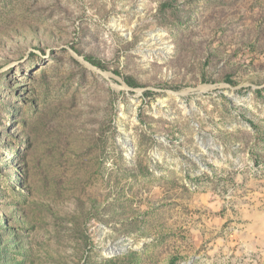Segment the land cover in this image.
<instances>
[{
	"label": "rangeland",
	"instance_id": "rangeland-1",
	"mask_svg": "<svg viewBox=\"0 0 264 264\" xmlns=\"http://www.w3.org/2000/svg\"><path fill=\"white\" fill-rule=\"evenodd\" d=\"M0 264H264V0H0Z\"/></svg>",
	"mask_w": 264,
	"mask_h": 264
}]
</instances>
